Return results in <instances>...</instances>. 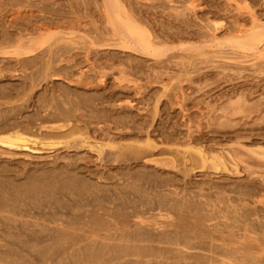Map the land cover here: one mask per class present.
Returning a JSON list of instances; mask_svg holds the SVG:
<instances>
[{
  "label": "bare ground",
  "instance_id": "obj_1",
  "mask_svg": "<svg viewBox=\"0 0 264 264\" xmlns=\"http://www.w3.org/2000/svg\"><path fill=\"white\" fill-rule=\"evenodd\" d=\"M159 1H153V7L158 9H161L159 8L160 6H166V8L172 7L175 16L184 14L186 11L197 14V11L202 9V1L200 2V0H177V2L182 3V5L180 4L182 7L178 6V3L177 6L176 4H172L176 0H163L168 2L167 4L166 2L163 4V2ZM232 1L236 2L237 10L243 8L239 5L238 0ZM125 3L122 0H104L105 9L109 11L107 16L111 18L110 20L113 24L112 32L119 37L114 39L117 42L111 44V47L124 48L128 52L123 51V54H121L120 50L117 53H114L112 50L107 55H104L105 53L99 50L104 54L93 57V59L96 58L94 60L91 58L93 61L91 63V71L93 72L91 76H93V79L91 80L89 79L90 76L88 77L90 72L85 75V72L81 70V74L78 75L79 77L75 81L72 80L77 83L76 85L82 84L85 87L96 84L95 88L98 89L96 91L93 89L96 94L88 92L90 88H85L81 93L76 94L71 91L70 87H65L67 88L66 90L62 88L55 90L56 88L54 86H52V89L45 87L46 89L43 88L44 91L40 92V90H36L37 84H39H36V80L39 78L36 77L37 74L35 75V73H33L35 77L30 76L29 78L28 74H26L27 77L23 76L25 73L22 75L23 77L20 75L22 78H25L23 85L5 86L0 84V159L2 161H0V233L7 232L8 234L10 233L11 237L18 236L15 239L16 243L19 241L17 244L25 247L27 251L29 250L28 252L30 254L32 251H38V254H35L36 256L32 255L34 256L32 260H35V262L28 259L27 264H44L49 262L50 264H55L59 262L56 259L62 256L59 259L61 260L64 257L63 255L66 257L68 254L66 259H69H63L58 264H264V134L255 132V129L248 136L249 144L242 143V150L247 152L246 156L244 152L223 150L220 148V144L212 139V136L211 138H207L204 136V133V135L202 133L199 134L203 131V129L201 130L202 126L199 124L195 128L196 130L193 129L194 121L192 118L182 122L181 126L184 129L177 128L175 124L171 126V131L163 130L162 136H164L163 138L165 140L175 141V143L182 141L179 143H183L181 144L182 147L178 146L180 148H177L174 152L172 151V154L167 156V158L164 157V159L166 158L165 162L168 165L166 168L171 167L177 169L178 165L181 164L183 169L179 168V170L184 177L191 175V171L194 172L198 168H202L201 170L205 168L213 169L217 173L220 170V172L226 171L240 174L242 173L240 163L245 164L244 167L248 170V174L253 177H251L248 183L246 181V185L236 183L230 189V191L235 192L236 196L234 195V199H232V196L231 198L228 197L229 191L226 192L228 190H226L227 185L213 186L215 190H218L217 195L219 194L222 198L226 199L228 197V200L224 199L226 201L222 198L216 199L213 197V200L212 198H205L207 195L201 192L204 190V186V188L200 186L201 191L186 192L184 190L185 193L182 194V191L178 190L180 178L172 175L161 176L160 172L157 175L156 172H150V169L144 172H140V170L138 172L129 170L128 175L124 179L127 180V182L124 181L125 184L115 187L110 183L113 187H109L111 186L110 184L108 187V184H106L105 187V184L102 183L106 182L105 180L101 181L102 185L97 180L92 181V177L90 179L86 177L87 175L82 176L81 174L83 172L81 174L79 173L81 172L80 170L78 171L80 168L94 169L93 164V166L87 164V159L86 161L83 160V164L81 163L82 159H77L78 161H71L69 159L66 163H51L54 165L51 167H43L38 172V169L33 170L34 166L32 164V169H28L27 166H24L25 164L20 165L21 168L18 169V163L14 166L11 165L12 162L10 161V165H8L1 158V154L10 155L13 158L18 154L24 153L23 151L37 153L42 150L56 151L60 147L68 150L70 148L84 147L98 154V158L102 160V163L100 162L102 166L98 168H139V166L142 167L144 165L142 164V159L147 156L151 158H149L151 160L150 163L153 162L157 165L163 161L165 165L164 159L161 161L162 158L157 160L154 159L155 157H151L156 152L161 154L166 152V150L159 147L158 143L152 139V132L147 128L148 126H153V121L160 111L159 102L161 97L168 95L169 84L165 83L163 85V91L157 97L154 107H151L149 110L147 109L149 111L148 114L151 112V120L143 118L144 120L139 121L136 115L133 118L131 111H126L128 107L135 106L130 99L127 100L124 106H121L123 104L118 106V103L115 102L117 108H112L114 105L111 102L120 98V94L122 93H120V89L124 91L126 89H134L135 94H141L142 96L141 89H143V86L138 83V78L130 77L140 72V68L143 66L141 65L139 68V64L143 62L141 60L143 59L142 56L148 55L153 57L155 62L159 64L164 63L166 61L164 57L167 51L176 46L174 45L172 48L168 45L161 46L158 44L160 42L155 41L152 38L153 33L151 34L148 31L151 29V26L146 25L148 26V29H146L135 20L136 16L135 18L133 17L134 13L132 9L136 5L133 4L134 6L132 7V2H128L132 7L129 10L130 6H127L128 3ZM137 3H139L138 0ZM149 4L146 6L150 9L151 6ZM140 5L142 4H139L138 7ZM149 9L147 10L149 11ZM225 9L227 10V8ZM143 10L146 13V9ZM156 10L154 9V11ZM203 12L205 13V11ZM210 12L212 11L210 10ZM247 13L251 15L250 27H244L246 24L244 25L243 23L246 22L240 23L239 20L241 18L239 19L238 17L237 20L235 18L236 16L234 17L233 15L232 17L234 18L231 19L233 22H230L232 24H228V26H232L227 29L228 31L223 33V37H219L216 34L219 24L220 26L222 24L216 22V19L215 22L209 20L210 22L206 24L208 27L205 26L206 33L204 32L209 39H205L207 40L206 42L204 41L205 34V37L201 39L209 47H212V50L208 52L211 54L207 57L209 61L216 63L221 58L229 60L230 58L226 54L241 55L240 50L249 51L246 55L254 56L252 60H261L264 56V53H262L264 46L263 48L260 47L264 43V20H261L252 12ZM113 14L118 15L119 19L116 20ZM147 15L145 14V16ZM144 21L146 22V20ZM20 24H23V22H20ZM204 24L202 23V26ZM47 25L45 21L43 23L41 21L37 25V30H46ZM202 26L200 25L199 27ZM19 29V33H21L22 28ZM219 30L218 33H220ZM162 32H164L163 29ZM2 34L5 37L0 38V61L3 62V66L0 65V78L5 77L7 75L6 73L10 70L9 67L12 66L10 65L12 63L10 56L12 55L15 56V62L22 68L26 67L30 62L38 61L35 59L39 58V55L35 56L34 53H37L41 48L40 46H36L34 43L31 44L29 43L30 41H21L20 37H17L18 39L16 40V37L12 38V34L9 35L7 32ZM57 35L58 32L52 35L54 40L57 38ZM61 35H63L62 32ZM166 35L168 36V34ZM95 37L96 34L93 36L94 41ZM15 40L16 45H14V49L12 51L8 50L9 43ZM57 40L50 43L56 45ZM70 40L72 41L71 38ZM105 40L109 41V39ZM207 45L205 46L207 47ZM178 47L182 49L186 48L185 45ZM187 48H190L191 53L192 49L194 52L196 51L191 46ZM200 48L202 49V47ZM226 48L229 50H226ZM67 52L66 54H68ZM61 53L63 55V52ZM202 53L206 54L207 52L201 51L200 54ZM25 55H28V57H24ZM68 55L70 56V54ZM93 55L95 56L94 53ZM190 55H193V53ZM54 57V61L52 60L50 62V59L47 58L48 60L44 63L46 65V68H44L45 75H43L45 79L48 78L46 74L51 70L49 68H53L52 66H54ZM70 57H68V60L73 63L74 57L72 59ZM190 57L193 58V56ZM31 59L32 61H29ZM183 60L180 62L181 68L183 67L181 76L180 74L178 76L180 78L185 76L186 79L191 72L190 67L195 65V62L193 64L191 61L187 62ZM85 62L90 63V61L87 62L86 60ZM261 63H264V60ZM257 64L256 61L252 62L253 66ZM61 66L60 68L57 66L58 68L55 70L53 69L54 72L52 71V74L56 72L58 76L61 75L63 78H70L72 75L66 71L68 70V65L66 66V70L63 65ZM217 67L226 69L223 63ZM15 70H20V68ZM16 75L19 76L18 73ZM111 75H117L119 77H115L112 81L113 83H109ZM40 76L41 79H44L42 75ZM27 78L29 82H26ZM124 80L133 84L130 86L124 85ZM75 89L73 88V90ZM100 89L103 92H99ZM105 91L111 92H107L108 94H106ZM128 91L126 90V92ZM238 92H235L236 99L233 102L232 108L234 110L242 108L241 110L243 111L246 108L248 97L246 96V92L241 90L240 93ZM160 108H163L162 104ZM256 110L258 109L256 108ZM146 112L145 114H147ZM108 121H111L113 126L110 122L109 125L101 124V122ZM229 121L231 120L228 119L221 122L212 121V123L221 125L222 127L223 125H228L227 128L235 126V124H230ZM246 124L240 123L239 126ZM124 129L128 130L127 134L123 131ZM114 130L118 131L117 138L124 139L129 137L132 141L128 143L116 141L113 135ZM184 130L185 132H183ZM260 130H263V128ZM240 135H242L240 132H236L233 136L240 138ZM142 136H145V141L143 142L140 141V137ZM27 153H24V156H29ZM60 156L59 158H62ZM54 157L53 160L55 161ZM79 160L81 161V165L79 164ZM145 161L148 160L145 159ZM152 166L151 168H157L155 165ZM248 167L250 169H256L250 170ZM95 168L96 171L91 170L89 173L90 175L92 174L98 177L100 180L103 175H100L101 171H98L97 167ZM246 169L244 168V170ZM119 170H122L120 172L121 174L125 172L123 169ZM86 172L85 174H87ZM110 173L111 171L109 173L106 172V175ZM115 173L107 177L110 176L109 179H111L115 176L116 178L117 175ZM213 187L210 186L211 189ZM182 188L184 189V187ZM186 189L191 190L187 187ZM221 193L227 194L223 197ZM229 193L231 194V192ZM219 213H221L223 220L214 222L213 220L220 219ZM195 214L197 217H192ZM186 216L196 219L195 224L197 225L195 227L197 230H194L195 228L193 229L189 225ZM208 221L213 222H210V224L207 223ZM0 235L1 237L3 236L2 234ZM21 235H25L26 238L19 239ZM9 238L7 237L4 243ZM217 240H221L222 242H215ZM13 241L11 244L15 243ZM3 245L7 246L8 244ZM200 250L205 253L198 252ZM152 258L153 260H151ZM189 259H192L193 262L186 263ZM15 261L18 260L15 259Z\"/></svg>",
  "mask_w": 264,
  "mask_h": 264
},
{
  "label": "rangeland",
  "instance_id": "obj_2",
  "mask_svg": "<svg viewBox=\"0 0 264 264\" xmlns=\"http://www.w3.org/2000/svg\"><path fill=\"white\" fill-rule=\"evenodd\" d=\"M122 1L124 3L126 2L125 4H127L128 2H130V3L132 2V4H131L132 7L134 5H136L138 7L139 4H142V5H140L141 9H140V6L138 7L139 10L136 6H134V8H133L134 10L136 8V10L138 11V14H137L136 10H135L136 11V13H135V11L132 9L134 14L130 11L131 14L134 15V16L132 15L134 18L136 16L135 20L141 26H144L146 29H148L147 28L148 26H151V29H149L148 31L151 34L153 33L152 38H154L155 41H159L160 43H158V44H160L161 46L168 45L169 47L171 46L172 48L174 47V45L176 46L173 49H170L167 51V54L164 57V58H166V61L164 63L159 64V63L155 62L153 57L148 56V55L142 56L143 59H141V60L143 62H141L139 64V68L141 65H143V66H141L142 68H140L141 69L140 72H142V73L139 72L136 75L130 76V77H134V78L137 77L138 83L141 86H143V89H141L142 96H141V94H139V95L135 94V91H133L134 89L133 90L131 89L132 91L130 89H126L127 91L128 90L131 91V92L128 91L130 95L128 94V92H126V90L124 91V90L120 89V93L122 92L120 94L121 99L118 98L117 100L111 102L114 105V107H112V108H117L116 107L117 105L119 106V105L123 104L121 106H124L125 103H127V100L130 99V100H132V103L135 106H133L131 108L128 107L126 109V111L127 110L131 111V113L133 115H131V113H130V115L133 118L136 115V118H138L139 121L142 120L143 118L144 119L148 118L151 120V115H150L151 112L148 114L149 111H147V109L149 110L151 107L152 108L154 107V104H155L157 97L159 95H161V93L163 91V85L165 83L169 84L168 95L161 97V100L159 102V110H160L158 112L159 115L158 114L156 115V118L153 121V126H151V127L148 126V128H147L149 131L152 132V136H151L152 139H154L158 143L159 147L164 148L167 153L163 152L160 154L159 152H156V154L151 156V157H155L154 159H157V160L162 158L161 159V161H162L164 159V157L167 158V156L171 155L172 151L174 152V150H176L177 148L182 147L181 144H183V143H179L182 141H178L177 143H175V141H167L163 138L164 136H162V133H163V130H166V131L170 130L171 131L172 130L171 126H174L175 124H176L177 128L184 129L183 126H181L182 122L184 120L188 121L189 118H192L194 121L193 129H195L197 127V125H199V124L202 126L201 130L203 129V131L200 132L199 134H201V133H202V135L205 134L204 136L207 138H211V136H212L213 137L212 139L214 141H217L220 144V148H222L223 150L240 151L241 153L244 152V154L246 156L247 152L245 150H242V143L243 144H249L248 136L251 135V132H254V129H255V132L264 134V63H261V61L264 60V56L261 58V60L260 59H258V60L253 59L252 60V58L254 56L252 57V56L246 55L249 53V51L240 50L241 55L228 53V54H226V56H228L230 58L229 60L221 58V59H218L216 61V63H212L211 61H209L207 59V57H209V55H211L208 52H210L212 50L211 49L212 47H209L207 44H205V42L207 41L205 39H209L207 37V35L205 34L206 33V27H208V25H206V24H208L210 21L215 22V19H216V22L221 23L222 24L221 26L219 24L220 30H219V28L216 30V34L219 35V37H223V33L228 31L227 29H229V27L232 26V25L228 26V24L229 25L232 24V23H230V22H233V20H231V19H233L235 16H236L235 18L237 20H238V17H239V19L241 18L239 20L240 23L246 22V23H243L244 25L246 24L244 27H248V26L250 27L251 15L247 12H252L253 14H256L261 20H264V0H238L239 5L243 7L240 10L236 9V2H234L232 0H200V2L202 1L201 2V5H202L201 8L202 9L198 10L199 12L197 11L198 15L196 13L191 12V11H186L184 14H180V15L178 14L177 16H175V14H173L175 12L172 9V7L166 8V6L165 7L160 6L159 8H161V9L153 7V5H152V4H154L153 1L156 2L157 0H153V1L152 0H138L139 3H137V0H135V1L134 0H132V1L122 0ZM151 1H152V4H151ZM166 1L160 0L159 2H163V4H165ZM149 2H150V4H149ZM130 3H128L127 6H130ZM167 3L168 2H166V4ZM177 3H178V6L182 7L181 6L182 3L177 2V0L174 1L172 4H174V5L176 4V6H177ZM148 4H149V6H151L150 9H149V7L146 6ZM155 4H157V3H155ZM131 6L129 7V10H131V8H132ZM151 8L153 9V11ZM225 8H227V10ZM143 9H146V13H145V10H143ZM147 9H149V11ZM154 9L155 10L157 9L160 11H157V10L154 11ZM18 10H19V12H18ZM210 10L212 12H210ZM200 11L201 12L205 11V13L203 12L201 14ZM22 12H23V14H22ZM148 12H151V13H148ZM188 12H189V14H188ZM14 13H16L15 15H18L19 17L13 15ZM108 13H109V11H106V9H105L104 0H0V31H1L0 38L5 37L4 34H2V33L7 32L9 35L12 34V36H11L12 38L16 37V40L20 37L21 41H24V42L30 41L29 43H31V44L34 43L36 46L41 47L37 51V53H34L35 56L39 55V58L35 59V60H38L37 61L38 63L36 61L30 62V64H28V65L26 64L27 66L24 68L20 67V65H18L17 62H15L16 60H14L15 59L14 55L10 56V58H11L10 60L12 62L10 65H12V66L9 67L10 70L6 73L7 75L5 77L0 78V84L5 85V86L23 85V82L25 80V78H22L23 76L25 77L26 74H28V78H29L30 76L35 77V75L37 74L36 77L39 79L36 80V84L37 83H39V84H37L36 90H40V92L44 91L43 88L44 89H46V88L52 89L53 88L52 86H54V88H56L55 90L61 89V88L66 90L67 88H65V87H70L71 91H73L76 94L81 93L82 90L85 88L86 89L90 88L89 90H91V89L92 90L91 91L88 90V92L96 94L95 91H96V89H98V88H95L96 84L91 85V86H87V87H85L83 85L84 86L83 87L82 84H80L81 85L80 86L79 84L76 85L77 84L76 82H73L79 77L78 75L81 74V70H83V72H85L84 73L85 75L89 74V72H90L88 77L90 76L89 79L92 80L93 76H91V75L93 74V72L91 71V63L93 62L92 61L93 57H98L99 54H104V53H105L104 55H107L112 50L114 51V53L115 52L117 53L120 50L121 54H123V51L128 52V50L124 49V48H119V47H114V46L111 47V44H114L117 42L114 39H117L119 37L116 36L115 34H113V32H112L113 24L110 20L111 18H109L107 16ZM144 13L148 14L147 15L148 18H147V16H145ZM191 13L195 16H193ZM154 14H156L155 17H154ZM24 15H25V17H23ZM172 15H174V16H172ZM181 15L183 17H186V18H183ZM233 15H234V17H232ZM113 16L116 20L119 19L118 15L113 14ZM142 16H144L143 18H145V19H143ZM201 16H202V18H201ZM204 16H205V18H203ZM140 17L143 20V22L140 19ZM176 17H177V19H176ZM137 18H138V20H137ZM182 18H183V20H182ZM139 19L141 22L139 21ZM198 19H199V21H198ZM203 19L204 20L206 19V20L204 21ZM144 20H146V22ZM26 21H27V23H26ZM41 21H42V23L45 21L46 25L47 24L48 25H47L46 30L41 29V30H39L40 31L39 32L37 30V27H38L37 25H39V23ZM147 21L149 23L150 22L151 23L149 24ZM201 21L203 24L205 23L203 26H202ZM20 22L21 23L23 22V24H20ZM152 22L155 24H153ZM20 25L23 27H21ZM33 25H34V27L36 25V27L34 28ZM146 25H148V26H146ZM162 25H164L165 27L164 26L162 27ZM198 25L199 26L201 25L202 27H199ZM30 27H31V29H30ZM19 28H22L21 33H19V31H20ZM162 29L164 32H162ZM218 30L220 33H218ZM55 32L56 33L58 32L56 39L60 40L59 42L57 40L56 45L54 43H50V42L56 41V39L54 40V38L52 37V35ZM61 32L63 33V35H61ZM92 32H94V33H92ZM40 33H43V34H40ZM200 33H202V34H200ZM95 34H96L97 38L95 37V41H94L93 36H95ZM166 34H168V36ZM199 34H200V36H199ZM204 34L206 37L204 36ZM86 35H88V36H86ZM201 35H202V37H201ZM99 36H101L102 38L101 37L99 38ZM203 37H205L204 38L205 42L201 41V39H203ZM70 38L72 39V41L70 40ZM105 39H109V41H107ZM16 40L9 43L10 46L7 48L8 50L12 51L14 49V45H16ZM180 45H185L186 48H184V49L179 48L178 46H180ZM205 45H207V47ZM97 46L102 48V49L98 48ZM189 46H191L192 48H194V50H196L194 52L192 49L193 55H190L192 53L190 51V48H187ZM263 46H264V43L261 44L260 47L263 48ZM64 47H65V49H64ZM200 47H202V49ZM80 48H81V50H79ZM198 48H200V49H198ZM84 49H86V50H84ZM42 50H44V51L40 52ZM65 50H67V51L69 50V52H67V51L66 52L68 54H70L71 57L68 54H66ZM99 50L103 51L104 53L100 52ZM226 50H229V49L226 48ZM85 51L86 52L90 51V52L86 53ZM201 51H206L207 53L206 54H204V53L200 54ZM61 52H63V55L65 52V55L63 56ZM72 53L73 54L76 53V54L73 55ZM79 53H81V54H79ZM93 53L95 54V56L93 55ZM243 53H245V54H243ZM262 53H264V50L262 51ZM88 54L90 55V57ZM34 55H32V56H34ZM29 56H31V54H29ZM53 56H55L54 58H55L56 63L55 62L53 63L54 64V66H52L53 68H51L49 66L50 67L49 70L51 69L49 71L50 74L47 73L46 77H48V78L45 79V77L43 75H45L44 74V72H45L44 68H46V65H44V63H45V61L48 60L47 58H49V57H50L49 59L51 62L53 60ZM190 56H193V58H191ZM24 57H28V55L27 56L25 55ZM41 57H43V58H41ZM68 57H70L71 59L74 57L73 63H72V61L68 60ZM87 57H89L90 59L88 58L89 59L88 60ZM65 58H67V59H65ZM94 59H96V58H94ZM183 59L187 62L191 61V62H193V64L195 62V65L190 67L191 72L188 75V78H186V79H185V76L180 78L181 70L183 69V67L181 68L180 62ZM85 60L87 62L90 61V63L89 62L86 63ZM29 61H32V59ZM29 61H27V63H29ZM253 61H256L258 64L253 66L252 65ZM4 62H6V61H4ZM221 63H223L225 65L226 69L217 67ZM2 64H3V62L0 61V65H2ZM14 64H15V66H14ZM61 65H63V67H65L64 68L65 70H66V66L68 65L67 66L68 70H66V71L70 75H72L70 78H68V77L63 78V76H61V75L58 76V74L56 75V72H55V74H52L55 69H57L58 67L59 68L62 67ZM71 65H72V67H71ZM88 66L90 67V69ZM17 68H20V70L16 71L15 69H17ZM86 70H88V71H86ZM156 71H158V72H156ZM17 73L19 74V76L16 75ZM33 73H35V75H33ZM14 74H15V76H13ZM178 74H180V76H178ZM20 75L21 76L23 75V76L21 77ZM40 75H42L44 77V79H41ZM115 77L118 78L119 76L111 75L109 78L110 80L108 79L110 81L109 83H113L112 81L115 79ZM28 78L26 79V82H29ZM123 84L130 86L133 83H129V82H127V80L126 81L124 80ZM73 88L74 89L76 88V89L73 90ZM93 89L95 91H93ZM79 90H81V91H79ZM108 90H110V89H108ZM240 90L243 92H246V96L248 97L246 108H244L245 110H243V111L241 110L242 108L238 109V110H234L232 108L233 102L236 99L235 92L239 91L238 93H240ZM101 91L102 90L100 89L99 92H101ZM105 92H106V94H108L107 92H111V91H105ZM118 93H119V91H118ZM124 93H126V94H124ZM126 95H128V96L126 97ZM122 97H124V98H122ZM165 97H167V98H165ZM230 97H231V99H230ZM125 98H128V99H125ZM115 102L118 104L116 105ZM161 104H162L163 108H160ZM180 105L183 107H181ZM137 106L138 107L140 106L139 109ZM135 107H136V109H134ZM256 108L258 110H256ZM237 111H238V113H237ZM145 112L148 115L145 114ZM228 119L231 120V121H229V123L233 124V125L235 124V126L227 128L228 125L227 126L223 125V127H222L221 125L212 123V121H216V122L220 121L221 122L223 120H228ZM109 122L113 126L111 121L101 122V124H104V125L108 124L109 125ZM240 123L241 124L247 123V124L239 126ZM93 125H96V124H93ZM237 127H239V128H237ZM154 128H155V130H154ZM261 128H263V130H260ZM123 131L126 134L128 133L127 129H124ZM183 132H185V130ZM236 132H240L242 134V135H240L241 136L240 138H235V136H233L234 133H236ZM117 133H118L117 130H114V134L112 132V134L116 138L115 139L116 141H118V142L122 141L123 143H128V142L132 141V139L129 137H126L124 139L117 138L116 137V136H118ZM140 138H141L140 139L141 142L145 141V136H142ZM207 138H205V139H207ZM178 146H180V147H178ZM172 147H175V148H172ZM79 148L80 147L72 148V149L70 148L68 150L66 148L60 147L56 151L42 150L41 152H37V153H34L32 151H28L30 153H27V152L23 151L25 154L26 153L29 154V156L26 155L27 156L26 157V156H24V153H21V154L14 156L15 158L14 157L12 158V156L10 157V155L8 156V155L1 154L2 155L1 158L4 159L3 161H6V163H8V165H10V161L12 162L11 165H14V166L17 165V163H18L19 164V165H17L18 169H20L21 166L24 164H25L24 166H27L28 169H32V166H31V164H32L34 166L33 170L38 169L37 170L38 172L41 171V169L43 167H48V166L51 167L52 165L55 164V162L66 163L67 161H69V159L71 161H73V160L78 161L77 159H80V160L82 159L81 160L82 162L79 160V164H80V162L83 164V162H84L83 160L86 161V159H87V161H86V162H88L87 164H89L90 166L94 165L93 166L94 169L93 168H80V169H78V171L79 170L81 171L79 173L81 174L83 172L81 174L82 176L87 175L86 176L87 178L92 177V179L91 178L90 179L92 181L93 180L99 181V184L101 183V181L105 180L106 182H102L103 184H105L104 185L105 187H106V184H108L107 185V187H108L110 183L113 184L115 187L118 185H121V184L122 185L125 184V182H127V180H124V179L128 175L129 170L136 171V172H138L140 170V172H144V171L150 169L151 170L150 172L153 171L154 173L156 172V174L160 172L161 174L160 173L159 174L161 176H166V175L171 176L172 175V176H176L177 178H180V180L178 182V185H179L178 190H181L182 194L185 193L184 190H186V192L187 191H195V190H197V192L201 191L200 186H202V187L204 186L205 188L203 187L204 190L201 192L204 195H207L205 198H210V199L212 198V200H213V197L216 199L222 198L221 195H219V194L217 195L218 190H215V188L213 187L214 185L215 186L216 185H222V186L227 185L226 190L227 189L228 190L226 192H228V191L231 192V194L228 192V194H229L228 197L231 198V196H232V199H234L235 192L230 191V189L232 187H234V185H236V183L246 185L249 182V180L251 179V177H253L252 175L248 174L249 172L246 169V167H244V165H245L244 163H240L241 164L240 167H242L241 168L242 173H240V174H235V173H231V172L229 173L226 171L220 172V170H219L220 173L219 172L217 173V172L213 171V169L205 168L204 170H201L202 168H198V169H195L194 172L191 171V173H190L191 175H187L186 177H184V175L182 173H180L181 171L179 170V168L183 169L181 164H180L181 166L178 165L177 169L176 168L173 169L171 167L166 168V167H168V165L165 162L166 158L164 159L165 165L163 164V161H162L159 163L160 164V166H159V164L156 165V163H153V162L150 163L151 158L149 156L143 158L144 159V160L142 159L143 162L141 161L142 164H144L146 166L142 165V167L139 166V168H130V167L129 168L128 167L117 168V169H115V168H113V169L112 168H108V169L107 168L106 169L105 168H98L99 166H102V164H100V162L102 160H100L98 158V154L96 152H93V150L91 151V149H87L84 147H82L80 149ZM167 148H168V150H167ZM157 151H158V149H157ZM32 153H34L36 156L34 154H33L34 155L33 156ZM67 153H68V156H67ZM69 154H72V155H69ZM56 155H57V158H56ZM59 156L62 158H59ZM82 156H83V158H82ZM53 157L55 158V161L53 160ZM145 159L148 160L149 162L145 161ZM13 160H14V162H13ZM0 161H1V159H0ZM51 163H54V164H51ZM29 164H30V166H28ZM126 164H128V163H126ZM37 165H39V166H37ZM152 165L153 166L155 165V167H157L158 169L157 168H151ZM24 166H23V168H24ZM95 167H97L98 171H101L100 175H103V177H105V178L102 177L101 178L102 180L101 179L99 180L98 177H95L92 174H91L92 176L90 175L89 172L91 170L96 171ZM136 167H138V166H136ZM243 167L246 170H244ZM59 169H62V168H59ZM83 169H84V171H83ZM85 169H86V171L87 170L88 171L86 172ZM104 169H105V171H104ZM114 169H115V171H114ZM119 169H123V171H125V172H122V174H121L120 172L122 170L120 171ZM153 169H155V170H153ZM252 169H256V168H251L250 170H252ZM108 170H109V172L111 171V173H110L111 175L116 172L115 174L118 177L116 176V178H115V176L113 175L114 177L112 176L113 178L109 179L110 176L109 177H107V176L110 174L106 175V172L109 173ZM102 171H103V173H102ZM126 171H127V173H126ZM165 171L167 172V174ZM85 172L87 174H85ZM224 173H226V174H224ZM159 174H157V175H159ZM232 174H234V175H232ZM95 178H97V179H95ZM246 181H247V183H246ZM199 182H200V184H199ZM206 183L207 184L209 183V185L212 186L213 188L211 189L210 186L207 185ZM231 183H232V186H231ZM113 185H111L109 187H113ZM198 185H199V187H198ZM185 186L191 190L186 189ZM229 186H231V187L229 188ZM182 187H184V189ZM196 187H197V189H196ZM214 192H215L216 196H215ZM191 194H193V193H191ZM221 194L223 197H225V195L227 193L226 194L221 193ZM228 197H227V199L226 198H222V199L228 200ZM226 200H224V201H226ZM252 200H253V198H252ZM218 215H220V217H219L220 219L213 220L214 222H217L218 220H221V221L223 220L221 213H219ZM195 216H196V214L193 215L192 217H195ZM186 219H188L189 225L192 226L193 229L195 228L194 230H197V228L195 227L197 225V224H195L196 219L195 218L192 219L189 216H186ZM213 221H208L207 223H210V222L212 223ZM0 234L3 235L2 237L0 235V238L4 239L3 241H2V239L0 240V264H17V263L27 264L28 263L27 260L28 259L32 260V258L34 257L32 255H35L36 253L38 254V251H36V252L30 251L31 252V254H30L28 252L29 250L27 251V249L25 247L17 244L19 241L16 243L15 239H17L18 236L11 237L10 233L8 234L7 232L6 233H0ZM4 235H5V237H4ZM7 237L8 238L10 237V238H9V240L7 239L6 243H4V241ZM21 237H19V239L26 238L25 235H21ZM11 239H12V241L14 239L13 242H15V243L11 244L12 243V241L10 242ZM8 241L10 244L8 243ZM215 242L219 243L222 241L217 240ZM3 244H8V245L4 246ZM20 248H22V249H20ZM14 251L15 252L17 251L20 253H17V252L15 253ZM198 252L205 253L202 250H200ZM6 253H9V254H6ZM63 254H66V253H63ZM29 255H31V256H29ZM68 255H66V257H68ZM63 256H64L63 259H66L65 255H63ZM60 258H62V256ZM60 258L56 259V261H59V262H56L57 264L62 262L63 259L59 260ZM15 259L18 261H15ZM67 259H69V258H67ZM22 260H24V261H22ZM151 260H153V258ZM165 260H167V259H165ZM10 261H11V263H10ZM32 261L35 262V260H32ZM191 262H193L192 259H189L186 261V263H191ZM37 264H39V263H37ZM44 264H50V262L44 263Z\"/></svg>",
  "mask_w": 264,
  "mask_h": 264
}]
</instances>
